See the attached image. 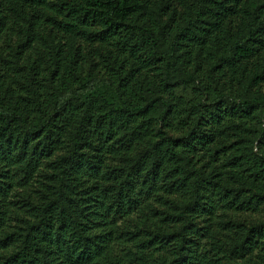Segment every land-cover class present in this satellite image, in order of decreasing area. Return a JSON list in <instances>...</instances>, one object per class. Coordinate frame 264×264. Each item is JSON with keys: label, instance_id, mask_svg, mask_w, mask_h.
I'll list each match as a JSON object with an SVG mask.
<instances>
[{"label": "trees", "instance_id": "obj_1", "mask_svg": "<svg viewBox=\"0 0 264 264\" xmlns=\"http://www.w3.org/2000/svg\"><path fill=\"white\" fill-rule=\"evenodd\" d=\"M0 264H264V0H0Z\"/></svg>", "mask_w": 264, "mask_h": 264}]
</instances>
